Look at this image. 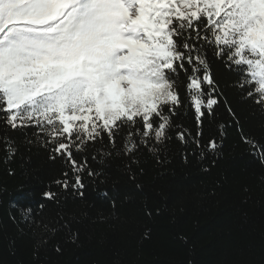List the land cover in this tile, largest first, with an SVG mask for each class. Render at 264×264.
Segmentation results:
<instances>
[{
	"label": "snow or ice",
	"instance_id": "1",
	"mask_svg": "<svg viewBox=\"0 0 264 264\" xmlns=\"http://www.w3.org/2000/svg\"><path fill=\"white\" fill-rule=\"evenodd\" d=\"M246 112L264 133V0H0V164L15 176L16 158L30 164L35 149L52 165L36 208L22 203L37 194L21 185L9 219L21 232H63L58 254L78 246L81 231L60 205L95 186L115 215L143 191L133 166L145 151L165 165L176 142L185 163L194 157L210 174L235 128L264 184V135L246 128ZM114 160L126 187L109 185ZM47 203L58 211L46 223L38 216ZM106 219L100 212L93 222ZM150 236L145 226L141 238Z\"/></svg>",
	"mask_w": 264,
	"mask_h": 264
},
{
	"label": "trees",
	"instance_id": "2",
	"mask_svg": "<svg viewBox=\"0 0 264 264\" xmlns=\"http://www.w3.org/2000/svg\"><path fill=\"white\" fill-rule=\"evenodd\" d=\"M246 125L255 135L261 136L259 118L251 117ZM182 146L173 142L170 146V163L157 165L155 159L145 151L138 157L137 178L143 191L134 202L118 205L115 215L108 202L103 201L89 187L84 201L68 197L67 204L60 205L73 229H80L79 245L67 243L62 254L54 249L63 239L64 233L46 236L38 227H25L21 232L9 219L10 214L19 215L10 201L19 198L21 185L36 193L31 203L36 208L43 183L52 174V165L46 153L33 149L30 164H22L20 158L12 165L16 175L4 174L0 164V264H37L33 252L37 240L47 239L40 248L39 264H261L264 260V184L258 178L260 168L248 152V145L240 141L235 128L228 130L224 140L221 158L210 174L202 171L201 164L194 157L185 163L179 154ZM194 147L189 146V150ZM2 155V154H0ZM109 185L116 183L127 186V179L121 174V161H112ZM28 168V172H22ZM143 168V173L139 172ZM222 176V187L216 182ZM6 185L7 191H3ZM247 186L249 193L243 191ZM249 196L247 203L244 198ZM164 209L162 215H144V205ZM39 211V209H37ZM58 209L47 203L38 219L51 222ZM87 212L88 216L81 215ZM108 219L93 222L97 213ZM151 230V236L142 239L144 227ZM186 238V243L179 237Z\"/></svg>",
	"mask_w": 264,
	"mask_h": 264
}]
</instances>
